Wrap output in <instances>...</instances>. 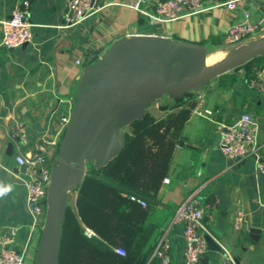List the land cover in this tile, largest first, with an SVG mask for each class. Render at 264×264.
I'll return each mask as SVG.
<instances>
[{
    "label": "crops",
    "instance_id": "obj_1",
    "mask_svg": "<svg viewBox=\"0 0 264 264\" xmlns=\"http://www.w3.org/2000/svg\"><path fill=\"white\" fill-rule=\"evenodd\" d=\"M20 0H0V20L8 18ZM203 9L174 20H151L133 8V0H94L100 9L77 24L64 26L67 0H28L32 38L17 48L0 44V233L9 228L15 234L8 242L22 252L24 264H33L44 218L31 226L24 202V188L16 174L22 166L14 158L42 146L57 153L67 118L77 92L85 89L84 68L111 49L113 42L138 35H158L172 41L202 44L206 58L229 44L224 35L230 24L244 20L264 24V0H248L237 9L221 5L225 0H201ZM257 37V38H256ZM264 35H249L245 47ZM1 40V33H0ZM264 68V56L213 78L194 92L196 105L185 121L174 147L167 174L150 203L139 231L131 244L127 264H149L144 258L160 231L169 226L176 206L191 192L205 212L204 222L220 246V252L207 250V264H223L227 252L238 264H264V174L252 158L234 160L218 148V124L231 122L248 112L257 124L258 153L264 159V89L257 90L250 80ZM166 95L153 101L148 110L161 117L176 107ZM208 109L198 115L195 110ZM23 124L25 140L9 137L14 124ZM128 127H124L123 131ZM91 163L77 176L78 183ZM26 168L25 171H27ZM76 193L71 190L74 207ZM241 211L248 229H234V215ZM251 227L257 232H249ZM88 234L92 232L86 229ZM171 264H181L184 242L181 224L169 229ZM198 264H201L200 262Z\"/></svg>",
    "mask_w": 264,
    "mask_h": 264
},
{
    "label": "water",
    "instance_id": "obj_2",
    "mask_svg": "<svg viewBox=\"0 0 264 264\" xmlns=\"http://www.w3.org/2000/svg\"><path fill=\"white\" fill-rule=\"evenodd\" d=\"M202 44L172 41L158 35H138L115 41L108 52L88 64L82 86L50 169L44 223L33 264H58L61 223L68 202V182L91 163L99 169L123 144V128L142 118L156 99H181L197 92L213 78L264 55V39L257 40L219 62L206 66ZM227 159V165H233ZM22 165L21 171H25ZM254 227L249 232H257ZM207 250L220 246L206 237ZM207 264V257L199 259ZM239 261L235 260V264Z\"/></svg>",
    "mask_w": 264,
    "mask_h": 264
},
{
    "label": "built area",
    "instance_id": "obj_3",
    "mask_svg": "<svg viewBox=\"0 0 264 264\" xmlns=\"http://www.w3.org/2000/svg\"><path fill=\"white\" fill-rule=\"evenodd\" d=\"M63 14L64 26L79 23L84 18L97 12L100 7L94 0H67ZM248 0H225L221 5L229 10L237 9ZM133 8L141 15L151 20H174L187 14H193L203 9L201 0H133ZM248 12H244V20L230 24L224 38L229 44H239L252 34L257 26L248 21ZM0 44L4 48H17L31 40V22L29 19L28 0L18 1L10 11L9 17L0 20ZM250 85L257 90L264 89V68L257 72V77L250 80ZM198 115L210 114L208 109L195 110ZM220 131L218 148L228 158L241 160L252 158L259 173L264 174V159L258 153L257 124L248 112L239 114L231 122L218 124ZM26 129L20 122L14 124L9 137L12 140H25ZM36 152L27 155L17 154L14 158L18 166L26 165L27 171L21 175L16 174L24 188V202L30 217L31 226L37 225L39 216L45 217L46 194L50 182V169L53 156L42 146ZM26 170V169H25ZM163 178V182H167ZM145 205L143 200H138ZM177 208L174 209L170 225L160 231L148 257L149 264H171V243L169 229L172 224H181L184 242L181 264H198L199 259L206 254V237L213 238L210 227L204 222L205 212L200 207L196 191L189 193ZM248 220L244 213L237 212L233 218L234 229H248ZM15 234L14 228L0 233V264H24L22 252L8 245ZM114 251L120 255L124 249L115 247ZM223 264H235L234 259L225 252Z\"/></svg>",
    "mask_w": 264,
    "mask_h": 264
},
{
    "label": "trees",
    "instance_id": "obj_4",
    "mask_svg": "<svg viewBox=\"0 0 264 264\" xmlns=\"http://www.w3.org/2000/svg\"><path fill=\"white\" fill-rule=\"evenodd\" d=\"M257 57L241 66L252 64ZM193 94L174 99L176 107L161 117L147 109L123 131L120 151L105 166L87 168L72 189L76 193L74 207L68 204L65 209L58 264H127L131 244L196 105ZM120 246L123 255L114 251Z\"/></svg>",
    "mask_w": 264,
    "mask_h": 264
},
{
    "label": "rangeland",
    "instance_id": "obj_5",
    "mask_svg": "<svg viewBox=\"0 0 264 264\" xmlns=\"http://www.w3.org/2000/svg\"><path fill=\"white\" fill-rule=\"evenodd\" d=\"M250 35H255V36L264 35V24L257 25L255 31ZM242 48L243 46H241L240 43L233 45H226L218 51L211 52V54L207 57V61H209L208 62L209 64L215 63L221 60L222 58L237 52ZM70 201H71V190L68 191V202Z\"/></svg>",
    "mask_w": 264,
    "mask_h": 264
},
{
    "label": "bare ground",
    "instance_id": "obj_6",
    "mask_svg": "<svg viewBox=\"0 0 264 264\" xmlns=\"http://www.w3.org/2000/svg\"><path fill=\"white\" fill-rule=\"evenodd\" d=\"M208 62H209V61H207V58H205V64H206V66H210V65L214 64V63L209 64ZM217 62H219V61H217ZM215 63H216V62H215ZM67 120H68V118H67ZM76 180H77V176L73 177V178L68 182V184H69L70 186H72V185H74V183L76 182Z\"/></svg>",
    "mask_w": 264,
    "mask_h": 264
},
{
    "label": "clouds",
    "instance_id": "obj_7",
    "mask_svg": "<svg viewBox=\"0 0 264 264\" xmlns=\"http://www.w3.org/2000/svg\"><path fill=\"white\" fill-rule=\"evenodd\" d=\"M9 189L0 187V196L4 195Z\"/></svg>",
    "mask_w": 264,
    "mask_h": 264
}]
</instances>
